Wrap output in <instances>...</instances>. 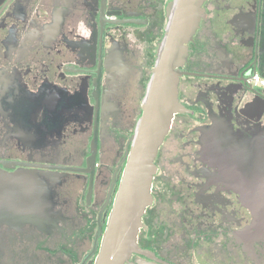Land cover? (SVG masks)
<instances>
[{"label": "flooded vegetation", "instance_id": "1", "mask_svg": "<svg viewBox=\"0 0 264 264\" xmlns=\"http://www.w3.org/2000/svg\"><path fill=\"white\" fill-rule=\"evenodd\" d=\"M180 5L0 0V264H96ZM184 46L124 264H264V0H203Z\"/></svg>", "mask_w": 264, "mask_h": 264}, {"label": "water", "instance_id": "2", "mask_svg": "<svg viewBox=\"0 0 264 264\" xmlns=\"http://www.w3.org/2000/svg\"><path fill=\"white\" fill-rule=\"evenodd\" d=\"M203 0H181L178 17L170 30L165 50L155 69L134 146L112 210L96 264H124L137 250L142 217L152 202L154 160L179 110V73L175 68L186 58L184 41L195 30ZM264 173V172H263ZM264 177V174H263ZM259 181H264V178ZM257 208L264 218V185H257Z\"/></svg>", "mask_w": 264, "mask_h": 264}, {"label": "built area", "instance_id": "3", "mask_svg": "<svg viewBox=\"0 0 264 264\" xmlns=\"http://www.w3.org/2000/svg\"><path fill=\"white\" fill-rule=\"evenodd\" d=\"M252 81L258 83L261 86H264V78L260 77V75L258 74L252 77Z\"/></svg>", "mask_w": 264, "mask_h": 264}]
</instances>
